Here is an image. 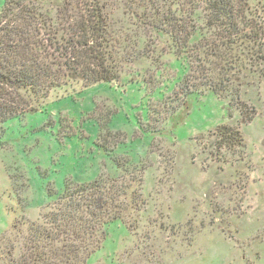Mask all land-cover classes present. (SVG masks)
<instances>
[{"label":"rangeland","instance_id":"rangeland-1","mask_svg":"<svg viewBox=\"0 0 264 264\" xmlns=\"http://www.w3.org/2000/svg\"><path fill=\"white\" fill-rule=\"evenodd\" d=\"M30 1L54 20L69 4L74 21L79 3L95 2ZM98 1L121 56L130 41L139 46V36L145 49L167 52L156 31L146 32L145 0ZM197 28L205 30L202 19ZM188 73L185 56L151 58L119 81L53 92L47 110L22 113V122H5L14 125L9 130L0 124V264L21 263L30 224L52 211L68 182L120 174L99 147L118 140V159L135 162L123 171L139 177L142 208L129 227H106L103 247L87 264H264V62L248 64L225 98L211 90L186 96L179 86ZM19 97L4 93L23 112ZM221 125L231 127L232 139Z\"/></svg>","mask_w":264,"mask_h":264},{"label":"trees","instance_id":"trees-1","mask_svg":"<svg viewBox=\"0 0 264 264\" xmlns=\"http://www.w3.org/2000/svg\"><path fill=\"white\" fill-rule=\"evenodd\" d=\"M94 1L79 3L75 21L67 11L69 4L59 9L54 20L33 1H6L0 12V124L7 130L14 125L5 122L14 118L22 122V113L47 110L53 92L77 82L84 88L119 81L129 66L151 58L185 56L189 73L180 82L183 93L199 95L211 90L222 98L235 89L248 64L264 62V1L145 0L146 32L149 27L156 31V38L161 36L168 50L157 55L154 44L145 49L139 36V46L130 41L122 56L119 35L109 29L103 8ZM201 19L205 30L197 28ZM144 40L146 45L148 38ZM4 93L20 96L18 104L26 109L20 112L15 100L7 101ZM241 112L246 121L253 119L250 112ZM230 128L221 125L218 131L232 139ZM123 142L118 140L111 148L106 142L99 144L120 174L81 184L68 182L52 211L30 224L19 264H87L103 247L111 222L128 226L127 219L141 210L143 202L136 184L139 177L123 171L125 164L135 162L123 163L117 157Z\"/></svg>","mask_w":264,"mask_h":264}]
</instances>
